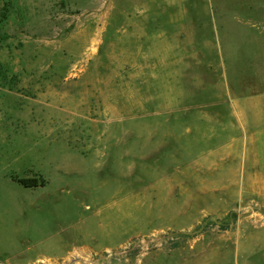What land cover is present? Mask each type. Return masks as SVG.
<instances>
[{
  "label": "rangeland",
  "instance_id": "obj_1",
  "mask_svg": "<svg viewBox=\"0 0 264 264\" xmlns=\"http://www.w3.org/2000/svg\"><path fill=\"white\" fill-rule=\"evenodd\" d=\"M0 28V264L264 239V0H0Z\"/></svg>",
  "mask_w": 264,
  "mask_h": 264
},
{
  "label": "crops",
  "instance_id": "obj_2",
  "mask_svg": "<svg viewBox=\"0 0 264 264\" xmlns=\"http://www.w3.org/2000/svg\"><path fill=\"white\" fill-rule=\"evenodd\" d=\"M241 236V232H237L234 234L237 239L233 242L221 240V247L224 249L227 245L233 246L232 254H226L225 251L221 254V264H264V239H257L258 235L253 232L250 235L251 239H249L248 245L247 242L240 239ZM246 248L248 250H245Z\"/></svg>",
  "mask_w": 264,
  "mask_h": 264
},
{
  "label": "trees",
  "instance_id": "obj_3",
  "mask_svg": "<svg viewBox=\"0 0 264 264\" xmlns=\"http://www.w3.org/2000/svg\"><path fill=\"white\" fill-rule=\"evenodd\" d=\"M19 181L26 187H37L42 185L44 186L46 183L45 180L39 181L38 178H23Z\"/></svg>",
  "mask_w": 264,
  "mask_h": 264
}]
</instances>
